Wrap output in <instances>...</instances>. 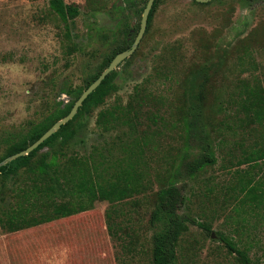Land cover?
I'll use <instances>...</instances> for the list:
<instances>
[{"label": "rangeland", "instance_id": "obj_1", "mask_svg": "<svg viewBox=\"0 0 264 264\" xmlns=\"http://www.w3.org/2000/svg\"><path fill=\"white\" fill-rule=\"evenodd\" d=\"M64 1L81 11L70 23L78 46L71 56L64 52L67 28L46 1L0 0V158L8 139L41 121L58 102L73 99L63 89L83 87L116 47L125 27H141L139 10L144 0ZM201 4L159 2L136 53L116 70L117 92L93 109L81 136L65 150L95 152L112 166L121 160L124 167L136 161L135 168L148 187L119 207L118 219L126 232L137 233L135 245L126 247L110 235L109 202H97L92 210L70 218L10 231L5 225L7 214L16 207L19 190L26 187L24 176L0 183V264H151V197L180 168L188 147L190 154L199 156L208 145L217 162L193 178H181L188 196L181 213L211 226L212 234L190 224L180 243L178 264H242L228 251L225 239L248 252L255 264L264 254V160L244 163L264 150V132L231 103L243 82L264 86V0ZM207 62L217 70L210 72L206 84L203 124L194 141L187 142L178 113L180 100L201 84L202 79L195 83L191 77ZM135 86L148 98L147 106L136 110L144 117L138 124L133 118V128L122 124L105 132L97 124L99 113L119 103L127 105ZM219 99L224 111L215 113ZM158 109L166 122L147 118ZM145 134L150 139L143 151L128 148L134 138ZM54 150L59 147L39 155ZM132 151L141 156L132 157ZM124 238L127 243L131 240Z\"/></svg>", "mask_w": 264, "mask_h": 264}, {"label": "trees", "instance_id": "obj_2", "mask_svg": "<svg viewBox=\"0 0 264 264\" xmlns=\"http://www.w3.org/2000/svg\"><path fill=\"white\" fill-rule=\"evenodd\" d=\"M43 1L49 4L52 13L67 28V39L64 45L65 55L71 56L78 52V46L74 44L71 35L70 23L80 16V8L73 4H66L64 0ZM160 1L155 2L150 13L147 31L151 27ZM193 1L196 4L203 5L195 0ZM148 2L149 0H144L139 15H143ZM135 30L128 27L122 30V38L116 41V47L104 57L103 62L95 72L88 76L83 87L73 89L69 86L68 89H63V94L73 97L69 103L58 102L55 108L41 121L30 123L22 132L8 139L7 150L5 155L0 158V163L29 148L55 123L69 115L83 92L99 78L112 60L119 53L132 47L138 36V34L137 36L133 34ZM136 31L139 33L140 29ZM215 69L216 65H210L209 62L201 66L197 73L191 77V81L195 83L202 79L201 84L198 88L186 92L180 100L181 106L178 113L181 117L180 123L187 132V142L194 141V134L199 131L198 128L203 124L201 119L204 112V102L207 99L206 93H208L206 84L210 82V72H214ZM117 77L116 70L108 75L100 87L84 102L75 118L45 141L37 150L29 156L20 157L0 168V183H6L13 178L23 180L25 176L23 181H25L26 187L19 190L16 207L11 209L10 214H7L5 225L8 226L10 231L18 232L45 223L70 218L92 210L97 202H109L111 208L106 216L110 235L126 247L133 246L138 241L137 233L130 234L126 232L123 225L118 222L122 214L119 207L127 203L128 200L142 194L148 187L142 183L143 174L135 168L136 161H132L127 167L123 166V160L112 166L108 164V160L105 158L98 159L95 152L90 154L65 152L81 136L86 117L92 113L94 108L104 105L107 98L117 92ZM236 97L232 98L231 103L236 104L241 113H245V118L250 124H257L263 128L264 132V86L259 84L249 85L247 82H243ZM147 103L148 98L144 97L139 86H135L128 104L122 105L119 103L110 109L101 111L98 115L97 124L105 132H109L122 124L130 125L133 128L135 126L133 118L136 119V124H138L144 117L137 115L136 110L143 109L147 106ZM221 103L220 99L216 102L213 109L215 113L224 111ZM132 112H134L133 116H131ZM191 117L195 119L192 122ZM147 118L155 123L159 120L166 122V117L160 109L157 112H150ZM205 129L206 126L203 125L204 132H206ZM148 139H150V136L146 134L141 135L140 138L136 137L133 145L128 146V148L130 150L140 148L143 151V147L148 146ZM56 147H59V150L39 155L46 149H55ZM188 150L180 168L175 170L176 172L165 184L161 185L150 200L153 205L150 224L154 230L151 244V264H178L180 243L183 236L189 231L190 224L198 225L207 234H212L211 226L199 223L181 213L187 204L188 196L184 193V184L180 185V182L184 175L187 179L193 178L208 166L216 164L217 159L213 153L214 149L209 145L205 150L203 148L204 153L199 156L190 154L189 147ZM260 152V154H258L259 152L251 154L244 160V163L257 164L258 161L264 160V150ZM130 153L136 159L137 156H141V152L132 151ZM253 191L252 188L249 193ZM134 204H136V200ZM33 212L36 215L30 217V213ZM124 236L131 238L129 243L125 242ZM224 242L228 251L231 254H236L242 264H255L249 257L248 252L239 250L234 243L226 239ZM256 264H264V254L260 256Z\"/></svg>", "mask_w": 264, "mask_h": 264}, {"label": "water", "instance_id": "obj_3", "mask_svg": "<svg viewBox=\"0 0 264 264\" xmlns=\"http://www.w3.org/2000/svg\"><path fill=\"white\" fill-rule=\"evenodd\" d=\"M157 0H149L143 15H142V21H141V27L140 31L138 33V36L132 45V47L129 50H126L124 52L119 53L111 62V64L108 66V68L99 76V78L92 83L87 90L83 92L81 97L77 100L75 105L73 106L71 112L69 115L58 121L54 124L52 128H50L38 141H36L33 145H31L26 150L11 156L7 158L5 161L0 163V168L2 166L7 165L8 163H11L15 161L16 159L20 157L29 156L32 152L37 150L45 141H47L49 138H51L54 134H56L63 126L67 125L70 121H72L75 116L77 115L80 108L83 106L84 102L88 99V97L95 92L100 85L103 83V81L107 78L108 75H110L112 72L117 70V68L124 63L127 59L131 58L137 51L143 37L145 36L148 28V21L150 13L154 7V4ZM198 3H209L212 0H195Z\"/></svg>", "mask_w": 264, "mask_h": 264}]
</instances>
